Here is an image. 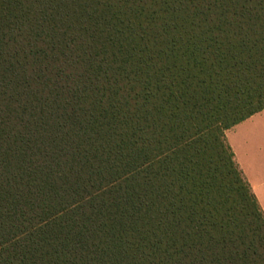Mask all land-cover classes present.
Instances as JSON below:
<instances>
[{
  "label": "trees",
  "instance_id": "16d2710c",
  "mask_svg": "<svg viewBox=\"0 0 264 264\" xmlns=\"http://www.w3.org/2000/svg\"><path fill=\"white\" fill-rule=\"evenodd\" d=\"M262 111L264 0H0V264H264Z\"/></svg>",
  "mask_w": 264,
  "mask_h": 264
},
{
  "label": "crops",
  "instance_id": "0c3cea01",
  "mask_svg": "<svg viewBox=\"0 0 264 264\" xmlns=\"http://www.w3.org/2000/svg\"><path fill=\"white\" fill-rule=\"evenodd\" d=\"M225 138L264 214V111L226 131Z\"/></svg>",
  "mask_w": 264,
  "mask_h": 264
},
{
  "label": "rangeland",
  "instance_id": "374dc122",
  "mask_svg": "<svg viewBox=\"0 0 264 264\" xmlns=\"http://www.w3.org/2000/svg\"><path fill=\"white\" fill-rule=\"evenodd\" d=\"M261 119H262V117L258 118V120L260 121V123H261ZM259 127H260V124H259Z\"/></svg>",
  "mask_w": 264,
  "mask_h": 264
}]
</instances>
